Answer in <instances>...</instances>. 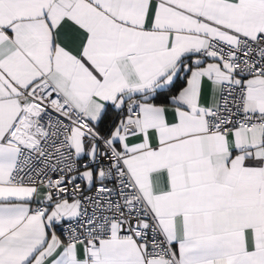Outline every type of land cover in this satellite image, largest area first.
Listing matches in <instances>:
<instances>
[{"label":"snow or ice","instance_id":"6c2138e0","mask_svg":"<svg viewBox=\"0 0 264 264\" xmlns=\"http://www.w3.org/2000/svg\"><path fill=\"white\" fill-rule=\"evenodd\" d=\"M0 264H264V0H0Z\"/></svg>","mask_w":264,"mask_h":264}]
</instances>
